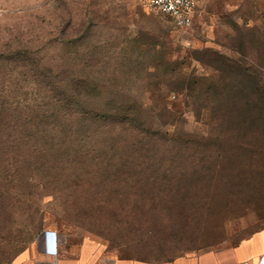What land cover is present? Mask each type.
<instances>
[{
	"label": "rangeland",
	"instance_id": "obj_1",
	"mask_svg": "<svg viewBox=\"0 0 264 264\" xmlns=\"http://www.w3.org/2000/svg\"><path fill=\"white\" fill-rule=\"evenodd\" d=\"M262 226L264 0H198L186 28L0 0V264L46 229L162 261Z\"/></svg>",
	"mask_w": 264,
	"mask_h": 264
},
{
	"label": "crops",
	"instance_id": "obj_2",
	"mask_svg": "<svg viewBox=\"0 0 264 264\" xmlns=\"http://www.w3.org/2000/svg\"><path fill=\"white\" fill-rule=\"evenodd\" d=\"M7 264H264V226L233 245L163 261L116 255L90 237L72 240L67 234L46 229Z\"/></svg>",
	"mask_w": 264,
	"mask_h": 264
},
{
	"label": "built area",
	"instance_id": "obj_3",
	"mask_svg": "<svg viewBox=\"0 0 264 264\" xmlns=\"http://www.w3.org/2000/svg\"><path fill=\"white\" fill-rule=\"evenodd\" d=\"M160 14L169 16L181 28L191 26L198 0H144Z\"/></svg>",
	"mask_w": 264,
	"mask_h": 264
},
{
	"label": "trees",
	"instance_id": "obj_4",
	"mask_svg": "<svg viewBox=\"0 0 264 264\" xmlns=\"http://www.w3.org/2000/svg\"><path fill=\"white\" fill-rule=\"evenodd\" d=\"M65 105H66L67 107H69L67 104H65ZM69 112H70V111H69ZM45 116H46V115H45ZM21 251H23V250H21ZM21 251H19L18 253H20ZM18 253H17V254H18ZM17 254H16V255H17ZM14 256H15V255H14ZM14 256H13V257H14ZM13 257H12V258H13ZM12 258H11V259H12ZM141 260H142V259H141ZM166 260H168V259H166ZM10 261H11V260H10ZM10 261H9V262H10ZM162 261H163V260H162Z\"/></svg>",
	"mask_w": 264,
	"mask_h": 264
}]
</instances>
